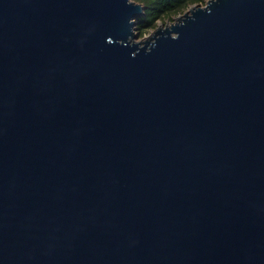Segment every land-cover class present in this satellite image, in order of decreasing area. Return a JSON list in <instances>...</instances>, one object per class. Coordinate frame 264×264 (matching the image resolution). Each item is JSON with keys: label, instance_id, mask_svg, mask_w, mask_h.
<instances>
[{"label": "water", "instance_id": "95a60500", "mask_svg": "<svg viewBox=\"0 0 264 264\" xmlns=\"http://www.w3.org/2000/svg\"><path fill=\"white\" fill-rule=\"evenodd\" d=\"M144 14L0 0V264H264V0Z\"/></svg>", "mask_w": 264, "mask_h": 264}, {"label": "trees", "instance_id": "16d2710c", "mask_svg": "<svg viewBox=\"0 0 264 264\" xmlns=\"http://www.w3.org/2000/svg\"><path fill=\"white\" fill-rule=\"evenodd\" d=\"M145 7V14L136 19V31L143 37L150 29L157 27L158 22L174 19L190 6L205 4L207 0H136Z\"/></svg>", "mask_w": 264, "mask_h": 264}, {"label": "rangeland", "instance_id": "374dc122", "mask_svg": "<svg viewBox=\"0 0 264 264\" xmlns=\"http://www.w3.org/2000/svg\"><path fill=\"white\" fill-rule=\"evenodd\" d=\"M174 21V19H165V20H162V21H159L158 22V25H157V27L158 26H165L166 24H169V23H171V22H173ZM157 27H155V28H153V29H150L149 31H148V33H146V35L145 36H148L149 34H151V32H153ZM143 37H139L138 38V40H141Z\"/></svg>", "mask_w": 264, "mask_h": 264}]
</instances>
